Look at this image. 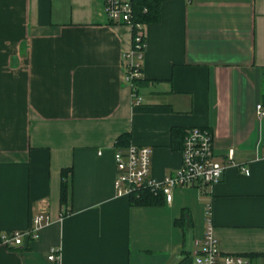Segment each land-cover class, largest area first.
<instances>
[{
    "label": "crops",
    "instance_id": "obj_1",
    "mask_svg": "<svg viewBox=\"0 0 264 264\" xmlns=\"http://www.w3.org/2000/svg\"><path fill=\"white\" fill-rule=\"evenodd\" d=\"M132 38L102 0H0V232L46 215L27 245L0 247V264H49L51 247L64 264H194L208 208L221 252L264 264V0H165L136 85ZM190 127L211 130L218 161L233 150L219 182L155 206L116 194L119 135L151 149L160 181L181 163L172 130Z\"/></svg>",
    "mask_w": 264,
    "mask_h": 264
},
{
    "label": "built area",
    "instance_id": "obj_2",
    "mask_svg": "<svg viewBox=\"0 0 264 264\" xmlns=\"http://www.w3.org/2000/svg\"><path fill=\"white\" fill-rule=\"evenodd\" d=\"M107 19L110 23L125 24L132 29V48L125 52L124 68L126 80L130 83L140 77V60L145 46V24L132 22V0H102ZM134 103L140 97L133 91ZM256 114L264 117L262 104L256 105ZM114 189L118 196L137 194L147 190L153 194H161L166 203L173 198V190L177 187H211L219 182L225 168L233 164V150L229 149L223 161H218L214 152V137L208 128L190 127L185 130L181 146L180 166L171 174L157 181L150 175L151 149L148 146L129 144L126 147H115ZM246 175L249 170L241 166ZM204 235L191 252L194 264H252L249 256L233 253H222L216 238L212 235L209 218ZM46 221V215L38 213L32 216L30 226L25 230L0 232V247L16 248L27 245L36 238V232ZM49 264H64L59 247H51L46 254Z\"/></svg>",
    "mask_w": 264,
    "mask_h": 264
},
{
    "label": "trees",
    "instance_id": "obj_3",
    "mask_svg": "<svg viewBox=\"0 0 264 264\" xmlns=\"http://www.w3.org/2000/svg\"><path fill=\"white\" fill-rule=\"evenodd\" d=\"M165 0H132V22L142 24L156 23L160 17V5ZM140 79L134 78L132 84L136 85ZM185 130L173 129L172 134L175 142L182 143ZM179 138V139H178ZM181 138V139H180ZM129 145V135L121 134L116 138L115 147H126ZM72 171L71 168H62L60 171V204L66 205L68 201L69 180L68 174ZM129 202L133 206H155L161 205L164 200L161 194H153L147 190H140L137 194L127 196ZM183 214V213H182ZM177 221V220H176ZM252 259V257L250 256Z\"/></svg>",
    "mask_w": 264,
    "mask_h": 264
}]
</instances>
